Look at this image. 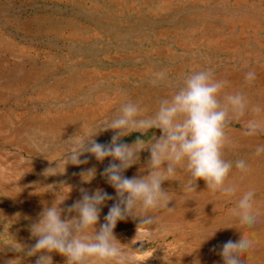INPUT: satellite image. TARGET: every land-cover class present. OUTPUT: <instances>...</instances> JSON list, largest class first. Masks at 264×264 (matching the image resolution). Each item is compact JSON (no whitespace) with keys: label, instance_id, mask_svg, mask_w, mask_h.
<instances>
[{"label":"rangeland","instance_id":"1","mask_svg":"<svg viewBox=\"0 0 264 264\" xmlns=\"http://www.w3.org/2000/svg\"><path fill=\"white\" fill-rule=\"evenodd\" d=\"M206 69L228 81L221 96L242 91L249 108L264 107V0H0V264L17 258L35 264L36 256L11 246L35 244L30 227L56 197L67 196L62 207L80 199L81 189L115 197L102 175L111 158L98 162L85 153L80 159L87 163L65 166L76 143L98 132L126 102L152 116L187 75ZM249 70L257 73L254 81L245 80ZM160 71L166 80L153 86ZM252 118L248 111L225 129L231 144L224 159L233 165L226 184L237 185L236 193H212L203 180L187 192L188 173L180 168L162 184L173 210L155 213L166 235L156 225L138 228L131 217L117 222L120 247L139 264H223L220 246L245 234L255 245L242 257L245 264H264V154H255L264 133L245 135ZM255 118L264 121V113ZM113 134L102 131L94 139L109 144ZM155 135L160 130L120 142L139 137L147 146ZM149 157L141 151L124 175H147ZM239 159L248 172L235 167ZM91 168L96 174L85 181L90 177L82 173ZM248 188L255 189L259 211L250 228L230 215ZM115 202L102 207L97 230ZM65 259L52 254L53 264Z\"/></svg>","mask_w":264,"mask_h":264},{"label":"clouds","instance_id":"2","mask_svg":"<svg viewBox=\"0 0 264 264\" xmlns=\"http://www.w3.org/2000/svg\"><path fill=\"white\" fill-rule=\"evenodd\" d=\"M256 78L254 70L245 75L248 82ZM165 80L166 72L160 71L153 74L150 83L157 86ZM227 84V80L214 79L213 70H200L187 75L170 98L160 100L152 116L143 117L142 109L136 103L122 104L118 113L98 132L76 143L64 161L65 166L87 163L86 159H80L85 153L94 156L98 162L111 158L102 175L115 189V197L102 189L91 194L81 189V198L67 207H62L67 196L56 197L51 206L43 208L30 227L35 244L27 248L22 245L19 249L11 248L28 257L36 256L35 264H53V253L65 257V264H139L134 254L120 247L114 229L118 221L131 217L139 220L138 228L156 225L161 228L160 234L166 235L168 229L155 213L173 210L168 208L171 198L162 184L170 181L180 168L188 173L187 192H195L197 182L203 180L212 193L221 192L229 196L236 193L237 185L226 184L233 165L224 159L223 150L231 144L225 129L232 120H238L250 111L254 118L245 125V135L264 133V121L255 118L264 113V107L253 105L249 108V99L242 91L221 96ZM152 129L160 130L161 135H155L147 146L139 137L132 144L120 142L132 133L145 136ZM107 130L114 133L111 142H96L94 137ZM145 150L150 153L146 163L148 174L126 177L124 172L139 161L141 151ZM255 154H264V145H257ZM235 167L242 172L249 171L243 159L237 160ZM95 174V168L82 173L83 177H90L85 181H90ZM255 195L254 188L241 191L231 210L230 215L241 226L250 228L257 221L259 211L255 207ZM113 199L116 202L97 230L102 207ZM254 246V240L245 234L235 242L229 240L221 245L218 255L222 257L223 264H245L242 257ZM13 261L20 264V258L10 260L8 264H13Z\"/></svg>","mask_w":264,"mask_h":264},{"label":"crops","instance_id":"3","mask_svg":"<svg viewBox=\"0 0 264 264\" xmlns=\"http://www.w3.org/2000/svg\"><path fill=\"white\" fill-rule=\"evenodd\" d=\"M127 221H128V219H127Z\"/></svg>","mask_w":264,"mask_h":264},{"label":"bare ground","instance_id":"4","mask_svg":"<svg viewBox=\"0 0 264 264\" xmlns=\"http://www.w3.org/2000/svg\"><path fill=\"white\" fill-rule=\"evenodd\" d=\"M164 218V217H163Z\"/></svg>","mask_w":264,"mask_h":264}]
</instances>
